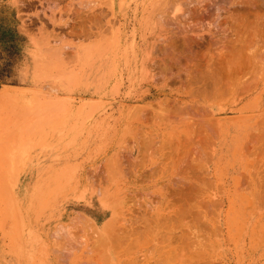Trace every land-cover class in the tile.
<instances>
[{
	"label": "rangeland",
	"instance_id": "rangeland-1",
	"mask_svg": "<svg viewBox=\"0 0 264 264\" xmlns=\"http://www.w3.org/2000/svg\"><path fill=\"white\" fill-rule=\"evenodd\" d=\"M142 1L106 19L132 49L115 68L12 72L25 41L1 39L0 264H264V97L185 107L145 49L161 25L135 54Z\"/></svg>",
	"mask_w": 264,
	"mask_h": 264
},
{
	"label": "bare ground",
	"instance_id": "bare-ground-1",
	"mask_svg": "<svg viewBox=\"0 0 264 264\" xmlns=\"http://www.w3.org/2000/svg\"><path fill=\"white\" fill-rule=\"evenodd\" d=\"M124 4L125 0H0V41L10 36L25 41L16 50L25 55V61H18L12 72L21 68L25 72L33 68L87 69L99 67V63V68L118 67L120 55L125 58L132 50L122 49L127 28L123 24L114 29L113 19H106L110 14L114 19L120 12L122 15ZM142 6V19L132 33L135 54L139 39L154 34L161 25L158 33L164 50L160 53L161 47L150 42L145 49L150 56L159 53L161 58L151 59V68L159 71L164 87L174 81L185 87L180 99L185 107L221 114V103L226 100L262 101L264 0H143ZM164 25H183L186 30L174 40L169 31L164 32ZM179 41L182 51L175 44ZM4 50L0 42V65ZM216 121L210 127L206 121L200 124L218 133L221 123Z\"/></svg>",
	"mask_w": 264,
	"mask_h": 264
},
{
	"label": "crops",
	"instance_id": "crops-1",
	"mask_svg": "<svg viewBox=\"0 0 264 264\" xmlns=\"http://www.w3.org/2000/svg\"><path fill=\"white\" fill-rule=\"evenodd\" d=\"M3 40H5V37L3 38ZM10 62H11V57H10ZM8 65H9L8 66V68H9L11 63H9ZM8 68L5 71L3 70V68H1V70H0V79L3 81H10V79H9L10 71L8 70Z\"/></svg>",
	"mask_w": 264,
	"mask_h": 264
}]
</instances>
